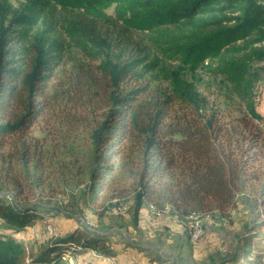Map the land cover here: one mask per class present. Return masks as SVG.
Here are the masks:
<instances>
[{
  "label": "trees",
  "instance_id": "1",
  "mask_svg": "<svg viewBox=\"0 0 264 264\" xmlns=\"http://www.w3.org/2000/svg\"><path fill=\"white\" fill-rule=\"evenodd\" d=\"M71 49L81 58L61 71ZM263 63L264 0H0V264L114 256L118 232L76 230L31 255L14 236L67 215L43 200L55 154L59 171L89 174L93 209L119 172L135 179V215L145 203L181 215L241 204L255 214L248 230L264 233ZM198 71L220 81L218 97ZM36 187L38 201H24Z\"/></svg>",
  "mask_w": 264,
  "mask_h": 264
},
{
  "label": "rangeland",
  "instance_id": "2",
  "mask_svg": "<svg viewBox=\"0 0 264 264\" xmlns=\"http://www.w3.org/2000/svg\"><path fill=\"white\" fill-rule=\"evenodd\" d=\"M145 42L146 37L143 34L134 37V43L141 49L145 46ZM80 58L81 54L71 49L61 66V71L69 70L72 61ZM198 74L196 83L199 89L211 99L218 97L222 87L220 81L200 71ZM258 86L257 106L264 115V79ZM259 125L264 129L261 123ZM45 134V131H36L39 139H44ZM45 139V148H49L50 138ZM64 159L61 155H54L51 175L44 176L46 192L43 200L51 196L50 205L59 206L68 213L63 214L59 219L54 217L45 220L44 224L38 227H30L28 230L14 233L18 240L24 241L29 255L37 253L51 238L77 230L78 235L82 233L87 235L86 231L118 232L119 237L126 236L146 247L144 252L132 254L136 259L128 257V254L122 259L112 256L114 260V262L110 261L112 264H164L172 260L171 258L175 259L177 264H219L222 259L230 260L232 256H235L233 257L235 259L226 264H264V233H251L247 228L255 219V214L250 208L247 209L239 204L230 208L226 214L214 212L206 215L197 213L181 215L166 212L167 210L157 212L150 204L145 203L135 215L133 185L135 179L117 172L111 175L113 179L104 187L105 199L98 202L97 208L93 209L87 203L88 197L84 194L89 182V174L80 173L78 168L72 166L67 171H59L56 165ZM4 182L3 177L0 176V184ZM6 185L10 194L16 192L12 181H8ZM41 189L36 187L33 191L27 192L23 200L38 201L36 193ZM56 189L58 192L55 191ZM71 196L77 200V206L72 205L69 200ZM52 223L56 227L57 235L50 236L47 226ZM196 224L201 226L202 233L194 239L192 234ZM92 253L90 252L96 257ZM151 254L158 255L161 259H153ZM101 255L104 257L103 254ZM68 262L77 264L76 258L71 255H68Z\"/></svg>",
  "mask_w": 264,
  "mask_h": 264
},
{
  "label": "crops",
  "instance_id": "3",
  "mask_svg": "<svg viewBox=\"0 0 264 264\" xmlns=\"http://www.w3.org/2000/svg\"><path fill=\"white\" fill-rule=\"evenodd\" d=\"M149 205V204H148ZM61 216H57L55 218H60ZM64 218V217H63ZM42 222H38L37 224V227L39 225H41ZM117 240V239H121V237H119V235L117 237L113 236L111 238V246L109 247V250L113 253V255L116 257V258H119V259H122L123 257H125V255L128 254V257H132V254H140L142 252H144L145 250H142L141 248H135V247H132V248H129V249H125V246L123 245L122 241H119V242H116L113 240ZM110 243V242H108ZM139 245H142L140 243H138ZM101 245V244H100ZM143 246V245H142ZM144 247V246H143ZM91 252V251H90ZM153 259L155 258H158V259H161L160 256L158 255H155V254H151ZM103 256H109L111 257V259L113 260V257L111 255H103ZM74 258H76V262L77 264H92L94 262V264H112L110 263V261H108L106 258L104 257H98V256H92L90 253L86 252V253H83V254H79V255H76L74 256ZM132 258H135L136 257L133 255ZM114 262V260H113ZM174 264L173 262L171 261H166V263L164 264ZM157 264V263H155Z\"/></svg>",
  "mask_w": 264,
  "mask_h": 264
},
{
  "label": "bare ground",
  "instance_id": "4",
  "mask_svg": "<svg viewBox=\"0 0 264 264\" xmlns=\"http://www.w3.org/2000/svg\"><path fill=\"white\" fill-rule=\"evenodd\" d=\"M151 207L153 208V209H155V210H157V208L154 206V205H151ZM157 212H159L158 210H157ZM158 214V213H157ZM51 221V220H50ZM52 222V221H51ZM46 225H47V223H46ZM47 228H48V231H49V233H50V236H53V235H57V232H56V227L53 225V223L52 224H50V225H48L47 226ZM19 232H22V231H19ZM18 232V233H19ZM202 233V231H201V226L199 225V224H196L195 225V230H194V232H193V234H192V237L195 239V238H198L199 236H200V234ZM56 237V236H55ZM91 250V252H93L92 254L93 255H96V256H98V257H102V255L101 254H98V252L96 251V250H94V249H90ZM104 258H106L108 261H111L112 259H111V257H109V256H104ZM112 262H113V260H112Z\"/></svg>",
  "mask_w": 264,
  "mask_h": 264
}]
</instances>
